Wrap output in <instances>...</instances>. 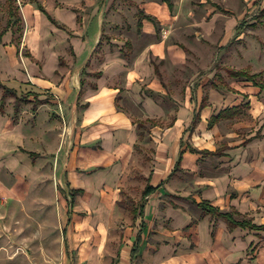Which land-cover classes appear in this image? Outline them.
<instances>
[{
	"label": "crops",
	"instance_id": "obj_1",
	"mask_svg": "<svg viewBox=\"0 0 264 264\" xmlns=\"http://www.w3.org/2000/svg\"><path fill=\"white\" fill-rule=\"evenodd\" d=\"M75 6L22 4L19 43L0 44V197L49 167L63 264H264V86L216 83L211 45L199 60L172 45V0L141 2L155 24L115 31L124 41ZM204 9L199 28L224 46L229 19Z\"/></svg>",
	"mask_w": 264,
	"mask_h": 264
},
{
	"label": "rangeland",
	"instance_id": "obj_2",
	"mask_svg": "<svg viewBox=\"0 0 264 264\" xmlns=\"http://www.w3.org/2000/svg\"><path fill=\"white\" fill-rule=\"evenodd\" d=\"M61 1L66 3L75 1L76 6L73 10L77 13H82L83 10L91 15L93 11H101L107 20L103 25L102 41L107 42L110 38L124 41L123 37H116L114 32L124 29L128 31L131 25L134 26V22H139L143 15L139 7L141 2L160 0ZM28 2L32 5L42 3L57 5L58 0H0V32L6 29L0 39V44L4 43L3 46L19 43L23 30L21 6ZM172 2L170 13L174 18L163 25L172 30L170 34L168 33V40L172 45L187 52L182 46L184 44L193 53L191 55L194 57L197 55V60L202 56V52L199 54L197 51L200 52L211 45L214 57L212 64L209 62L208 65L211 64L210 71L216 74L213 77L216 83L220 80L226 83L232 81L235 77L229 76V71L244 67L242 70L247 75H255L254 81L264 86L262 70L264 0H172ZM206 4L208 8L214 9L213 13L223 12L229 19V38L224 46H219L216 38H213V43L210 42L198 26V23L206 18L207 10L204 9ZM158 29L156 26L157 31ZM124 46L127 48L129 44L126 42ZM153 62L156 63L154 60ZM200 62L201 67L204 61ZM160 65L161 63H157L155 67ZM167 69L163 77L165 80L170 78L169 68ZM146 128L147 126H143L144 131ZM37 171L34 178L23 175V180L17 179V182L12 179L8 182L6 180L7 187L12 186L13 194L10 193L9 198L0 197V264H63L66 253L61 230L64 221L61 211L65 205L64 197L49 167L38 165ZM69 255H71L69 264H72L73 251L69 252Z\"/></svg>",
	"mask_w": 264,
	"mask_h": 264
},
{
	"label": "trees",
	"instance_id": "obj_3",
	"mask_svg": "<svg viewBox=\"0 0 264 264\" xmlns=\"http://www.w3.org/2000/svg\"><path fill=\"white\" fill-rule=\"evenodd\" d=\"M161 1L167 3V0H161ZM167 5H168V4H167ZM39 9H40V8H39ZM40 11H42V9H40ZM142 18H143V19H146V20H149L151 23L155 24V21H154L153 17H151V16H146V15H144ZM137 27H139V24H137ZM5 31H6V29H5V30H2V31L0 32V39H1V37L3 36V34L5 33ZM229 72H230L229 76H231V77H235V78H237V77L244 78L245 81H249V82L255 84L256 86H261L260 84H258L257 82L254 81V77H256L255 75H247V74L244 73V72H238V71H236V72L229 71ZM177 169H178V163L175 164L173 170H177ZM149 190H150V189H149L148 187H146V188L144 189V191H143V195H145ZM70 193H71V196H73V194L75 193V191L70 192ZM199 206H200V208H201V210H202L203 212L210 213V214L213 215V216H217V217L223 219V220L226 222V224H227V226H228L229 228L232 227V226H238V225H239V226H249V224L245 225L243 221H242V222H236V221H234V220L232 219V217H231L229 214H226V213H219L218 211H216L215 209H213V208H211V207H208V206L205 205L204 203H200Z\"/></svg>",
	"mask_w": 264,
	"mask_h": 264
}]
</instances>
